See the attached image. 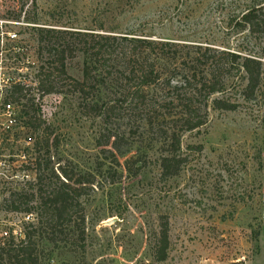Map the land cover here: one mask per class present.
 <instances>
[{
	"label": "rangeland",
	"instance_id": "1",
	"mask_svg": "<svg viewBox=\"0 0 264 264\" xmlns=\"http://www.w3.org/2000/svg\"><path fill=\"white\" fill-rule=\"evenodd\" d=\"M36 1L35 8L33 0H0V49L24 46L19 60L7 61L0 52V62L25 86L37 85L41 63L36 25L24 18L57 29L144 36L243 53L262 61L263 76L253 102L236 112L209 108L208 123L183 135L186 163L171 179L162 176V135L143 117L122 114L106 124L82 112L78 96L40 99L35 91L34 112L26 116L24 102L10 100L20 118L18 133L8 137L14 140L0 149L1 234L22 237L28 219L6 213V200L12 192L32 188L36 158L44 169L52 156L56 170L61 165L96 175L99 189L84 199L85 246H48L45 264H264V0ZM254 8L260 19L252 29L244 28L242 16ZM83 64L82 56L76 58L69 74L81 79ZM30 117L40 124L38 131L27 124ZM109 134L120 136L119 151L99 147V140ZM28 136L41 146L49 138L48 153L43 147L38 153L26 141ZM132 157L138 160L135 168L143 166L136 176L125 164ZM162 219L169 222L170 248L168 259L157 262L153 249Z\"/></svg>",
	"mask_w": 264,
	"mask_h": 264
},
{
	"label": "trees",
	"instance_id": "2",
	"mask_svg": "<svg viewBox=\"0 0 264 264\" xmlns=\"http://www.w3.org/2000/svg\"><path fill=\"white\" fill-rule=\"evenodd\" d=\"M36 3L33 0L35 8ZM22 15L15 19L20 22ZM259 17L255 8L247 10L242 16L243 27L252 29ZM24 20L37 26L33 30L41 66L37 85L15 84L7 101H23L26 111L22 113L28 116L34 112L35 92L40 99L64 94L78 96L81 111L106 124L122 114L143 117L149 128L162 135L160 165L165 179L180 174L186 163L181 154L183 135L208 123L209 108L236 112L256 99L261 86L263 63L247 54L144 36L57 29L40 26L37 20ZM0 52L7 61L19 60L24 46L8 44ZM79 56L84 59L82 77L75 79L69 69ZM27 124L35 131L41 127L31 117ZM8 137L3 138L0 149L5 141L14 140ZM26 141L32 142L38 153L42 147L48 153L51 147L49 138H44L42 146L32 136ZM98 145L119 151L120 136L109 134ZM137 161L134 157L125 161L133 176L143 168H135ZM35 166L32 188L12 192L6 200L10 204L6 213L23 214L28 221L19 238L7 231L3 236L0 225V264H45L48 246L83 248L86 244L84 199L99 189L96 175L73 172L61 165L56 170L52 156L44 169L37 158ZM159 227L153 255L157 262H165L170 248L167 219H162Z\"/></svg>",
	"mask_w": 264,
	"mask_h": 264
},
{
	"label": "built area",
	"instance_id": "3",
	"mask_svg": "<svg viewBox=\"0 0 264 264\" xmlns=\"http://www.w3.org/2000/svg\"><path fill=\"white\" fill-rule=\"evenodd\" d=\"M14 39L15 35H10ZM19 83L5 71L0 62V147L3 138L13 134L18 123V113L15 106L7 101V94L12 90L15 84ZM261 226L264 229V191L261 195Z\"/></svg>",
	"mask_w": 264,
	"mask_h": 264
},
{
	"label": "water",
	"instance_id": "4",
	"mask_svg": "<svg viewBox=\"0 0 264 264\" xmlns=\"http://www.w3.org/2000/svg\"><path fill=\"white\" fill-rule=\"evenodd\" d=\"M113 222H108L107 224L111 225Z\"/></svg>",
	"mask_w": 264,
	"mask_h": 264
}]
</instances>
